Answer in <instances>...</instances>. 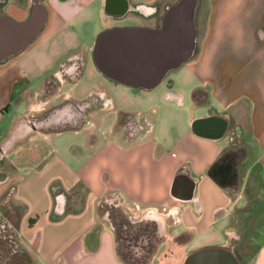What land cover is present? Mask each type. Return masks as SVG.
Instances as JSON below:
<instances>
[{
	"label": "crops",
	"instance_id": "1",
	"mask_svg": "<svg viewBox=\"0 0 264 264\" xmlns=\"http://www.w3.org/2000/svg\"><path fill=\"white\" fill-rule=\"evenodd\" d=\"M131 1L165 8L174 0ZM13 2H0V16L23 21ZM98 2L52 0L50 29L0 63V145L34 104L29 93L60 60L90 45L45 40L72 11ZM197 25V52L186 63L196 81L189 104L171 90L162 94L163 108L130 110L145 122L143 132L120 139L111 120L100 127L106 137L73 129L55 135L63 142L49 137L39 145L41 161L5 169L14 147L0 158L1 264H26L22 250L33 264H183L192 250L229 243L242 264H264V0H200ZM197 118H208L209 135L193 131ZM239 147L236 169L222 163L231 165L229 175L214 176V164ZM113 202L116 219L99 212L100 203ZM150 211L168 216L157 244L155 222L144 219ZM182 233L188 237L177 241ZM138 241L147 242L143 253L131 248Z\"/></svg>",
	"mask_w": 264,
	"mask_h": 264
},
{
	"label": "flooded vegetation",
	"instance_id": "2",
	"mask_svg": "<svg viewBox=\"0 0 264 264\" xmlns=\"http://www.w3.org/2000/svg\"><path fill=\"white\" fill-rule=\"evenodd\" d=\"M1 1L5 2V0ZM97 5L100 9L99 22L102 30L115 26L156 28L165 9L156 3L145 4L131 0H99ZM13 7L22 15V19L30 18L37 25L40 24L39 33L29 45L43 31L50 29L54 16L52 0H14ZM72 12L71 17L64 20L45 40L46 42L55 36L58 38L65 29L69 30L73 37L77 36L75 20L78 14ZM94 40L85 54L71 52L60 60L54 72L45 77L42 88L29 93L35 102L25 114L17 117L9 138L0 145V152L5 146H8V149L27 146L28 156L33 160L41 161L44 153L39 145L42 142H48L49 137L72 129L95 130L97 133L101 131L102 137H106L100 127H103L106 124L105 120L108 121V119L115 121L112 132L120 139H125L135 132H143L146 129L145 122L131 114L129 99L146 97L167 80L174 70L167 72L164 79L150 89L110 78L103 74L92 60ZM86 70L92 74L90 81L92 87L84 93L83 97H74L75 91L72 87L74 86L75 89ZM172 83L171 80L165 82V93L172 94ZM193 94L196 97L202 96L200 90H196ZM92 137L96 138L95 134H92ZM243 149V147H239L236 151L226 153L214 164L213 170L217 171L222 163H230L232 169H236L243 158ZM233 175L230 174V177ZM117 206L116 202L103 205L102 214L118 218L119 207ZM119 248L126 249V246L122 242L120 245L119 242ZM131 262L138 264L141 260L134 259Z\"/></svg>",
	"mask_w": 264,
	"mask_h": 264
},
{
	"label": "water",
	"instance_id": "3",
	"mask_svg": "<svg viewBox=\"0 0 264 264\" xmlns=\"http://www.w3.org/2000/svg\"><path fill=\"white\" fill-rule=\"evenodd\" d=\"M200 0H174L161 15L158 26H115L100 31L93 44L92 60L106 76L126 84L150 89L160 83L167 72L187 63L197 52V16ZM33 20V19H32ZM30 18L14 21L0 16V63L22 52L39 33L40 24ZM9 24L4 29L3 24ZM208 118L192 122L193 131L201 136L209 135ZM1 149L4 158L9 149ZM231 165H222L214 176L227 177ZM145 220L155 222V235L163 238L168 228V216L150 211ZM144 237L142 236L141 239ZM147 240V239H146ZM147 242H133L131 248L143 253ZM145 260H141V264ZM183 264H242L233 252V244L204 246L190 251Z\"/></svg>",
	"mask_w": 264,
	"mask_h": 264
},
{
	"label": "rangeland",
	"instance_id": "4",
	"mask_svg": "<svg viewBox=\"0 0 264 264\" xmlns=\"http://www.w3.org/2000/svg\"><path fill=\"white\" fill-rule=\"evenodd\" d=\"M99 10L98 5H88V7L78 15V17L75 20L76 24V34L77 36L73 37L69 30L65 29L63 30L62 34L57 38L56 36L53 38H50L49 43H60L64 45H74L78 42V38H83V40L88 43L92 44L95 36L102 31L101 24L99 22ZM92 80V74H90L89 70L85 71V74L83 78L79 81L78 85L74 89V94H84L86 91L91 89L92 86H90V81ZM168 80H171L172 86L171 89L173 92H181L184 97L186 98V101H191V85L193 81L191 79L190 71L186 67V63L180 66L178 69L174 70L171 75L167 78V80L163 81L157 88H155L150 96L143 97L141 99H129V105L130 110L131 109H137L140 107H146L150 110L151 106H155L157 109L161 106L163 108L164 104L162 103V94L165 92V82ZM38 85V84H37ZM36 85V86H37ZM35 87V86H34ZM134 103V104H133ZM23 109L21 108V111ZM159 123L161 124V120H158V126ZM103 124V123H102ZM106 124L110 125V121L106 122ZM105 124V125H106ZM162 125V124H161ZM107 126V125H106ZM103 131V130H102ZM100 135V138L103 136V133L101 131L98 132ZM54 140L63 142L65 139H58V136L53 137ZM27 147H14V151L9 155V158H12V161H10L5 169H13L14 167L24 165L25 162H31L30 157L28 156L29 152H27ZM44 152H46V149H44ZM243 259V258H241ZM243 262H245V259H243Z\"/></svg>",
	"mask_w": 264,
	"mask_h": 264
},
{
	"label": "trees",
	"instance_id": "5",
	"mask_svg": "<svg viewBox=\"0 0 264 264\" xmlns=\"http://www.w3.org/2000/svg\"><path fill=\"white\" fill-rule=\"evenodd\" d=\"M101 210H102V203H100V205H99V212L101 213ZM141 228V227H140ZM116 232V231H115ZM120 235H121V232L120 231H117V233H116V239H117V241L119 240V238H120ZM188 237V235L186 234V233H182V234H180V235H178L177 237H176V239H177V241H183V240H185L186 238ZM3 245V244H2ZM1 245V246H2ZM5 248V247H4ZM0 249H1V251H0V264L1 263H5V261H6V255H4L3 257H1L2 256V250H4L3 249V247L1 248L0 247ZM22 252H23V255H24V257H25V263L26 264H33L32 263V261H31V259L29 258V256L27 255V253L24 251V250H22ZM123 260H124V258H123ZM126 261V260H125ZM127 263H129L128 261H127ZM8 264V263H7Z\"/></svg>",
	"mask_w": 264,
	"mask_h": 264
}]
</instances>
